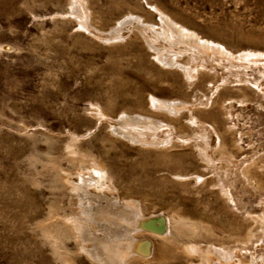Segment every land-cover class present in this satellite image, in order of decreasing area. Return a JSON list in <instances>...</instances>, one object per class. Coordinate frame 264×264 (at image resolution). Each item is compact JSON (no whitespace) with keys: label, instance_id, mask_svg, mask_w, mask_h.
Instances as JSON below:
<instances>
[{"label":"rangeland","instance_id":"1","mask_svg":"<svg viewBox=\"0 0 264 264\" xmlns=\"http://www.w3.org/2000/svg\"><path fill=\"white\" fill-rule=\"evenodd\" d=\"M149 1L242 61L216 63L215 82L198 85L181 71L160 67L140 44H127L131 30L117 43L105 40L99 30L107 34L139 5L153 11L146 0H88L94 36L73 16L70 0H0V264H60L40 226L68 213L70 199L53 180L56 171L77 174L82 168L71 154L74 141L79 157L86 155L82 163L102 162L121 196L146 198L147 213L179 209L220 236L249 227L253 242L243 246V257L263 255L264 0ZM243 81L246 87L239 89ZM151 94L188 102L183 116L171 115L187 141L199 140L191 114H202L212 132L211 123L221 133L230 130L224 137L229 153L203 165L191 159L190 148L166 154L114 141L108 131L115 119H91L98 106L113 116L144 110ZM246 166L262 186L243 176ZM177 171L200 174L206 185L181 180L172 174ZM52 211L58 215L49 219ZM200 235L203 246L221 240ZM66 245L82 252L74 239Z\"/></svg>","mask_w":264,"mask_h":264},{"label":"bare ground","instance_id":"2","mask_svg":"<svg viewBox=\"0 0 264 264\" xmlns=\"http://www.w3.org/2000/svg\"><path fill=\"white\" fill-rule=\"evenodd\" d=\"M70 1L73 16L80 19L79 24L86 33L94 36L88 0ZM146 4L153 7V11L139 5V9L135 8L125 17L118 18L107 34L106 31L99 30L104 33L102 35L105 40L117 43L124 40V30H131L127 44H140L160 67L168 71H181L189 81L193 80L198 85L215 82L211 71L217 66L216 63L223 66L224 60L242 61L233 56L226 46L206 39L189 28L172 11L149 0H146ZM244 59L249 62L253 60L249 57ZM245 84L244 81L240 82L239 89L245 88ZM223 89L222 86L220 91ZM242 93L241 96L245 97ZM217 101L219 100L211 103V112L214 109L212 105ZM186 108H189L187 101L151 94L148 107L144 110H123L119 116H113L107 109L98 106V109H93L95 114L91 115V119L96 122L102 117L115 119L116 124L108 131V136L114 141L124 140L147 151L171 154L177 149L190 148L191 159H196L203 165L211 163L210 159L216 154L227 155L229 150L224 137L230 130L225 129L221 133L215 123H211L210 127L215 135L213 137V132L203 125L205 121L202 114L190 116V123L196 125L199 131L198 142L193 143L184 138L171 115L181 117ZM231 139L233 142L232 136ZM194 146L198 148L197 151L192 149ZM74 147L75 141L70 144L71 154L73 160L81 163L82 168H79L77 174L56 171L53 180V188L61 189L70 199L65 209L68 213L64 214L62 220H55L51 224L42 223L40 226L43 237L53 248L60 264H77L76 258L81 259V264H264V253L259 260L253 257L249 261L243 257L242 252L247 249L243 246L253 242L254 235L249 227L243 233L220 236L215 229L203 222L184 217L179 209L161 214L153 209L147 213L146 198L121 196L106 166L102 162L82 163L86 161V155L80 158V152L74 151ZM246 167L242 168L243 176L255 187L262 186L261 178L250 175L248 166ZM263 167L264 165L260 169ZM172 174L188 182L197 183L196 180H200L203 186L207 182L200 174L181 171ZM75 176L77 180L74 179ZM56 215L58 213L52 211L49 219H54ZM203 231L209 236L220 237L221 240L219 243L216 241L218 244L211 241L208 242L210 245L203 246L201 243L206 242L200 240ZM262 238L264 239V234ZM69 239L75 240L78 246L76 251L81 250V253L76 254L67 247L66 241ZM261 243L264 251V242Z\"/></svg>","mask_w":264,"mask_h":264}]
</instances>
